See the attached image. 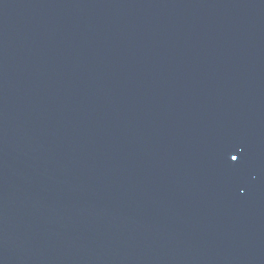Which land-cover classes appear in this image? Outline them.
Here are the masks:
<instances>
[{
	"label": "water",
	"instance_id": "1",
	"mask_svg": "<svg viewBox=\"0 0 264 264\" xmlns=\"http://www.w3.org/2000/svg\"><path fill=\"white\" fill-rule=\"evenodd\" d=\"M0 264H264V0H0Z\"/></svg>",
	"mask_w": 264,
	"mask_h": 264
},
{
	"label": "snow or ice",
	"instance_id": "2",
	"mask_svg": "<svg viewBox=\"0 0 264 264\" xmlns=\"http://www.w3.org/2000/svg\"><path fill=\"white\" fill-rule=\"evenodd\" d=\"M232 159H233V160H235V159H236V157H235V156H233V157H232Z\"/></svg>",
	"mask_w": 264,
	"mask_h": 264
}]
</instances>
